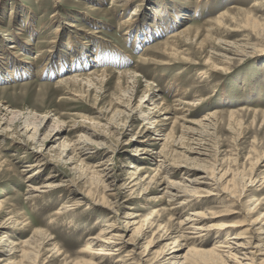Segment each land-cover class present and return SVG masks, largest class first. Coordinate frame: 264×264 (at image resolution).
I'll list each match as a JSON object with an SVG mask.
<instances>
[{
  "label": "rangeland",
  "instance_id": "obj_1",
  "mask_svg": "<svg viewBox=\"0 0 264 264\" xmlns=\"http://www.w3.org/2000/svg\"><path fill=\"white\" fill-rule=\"evenodd\" d=\"M57 1L0 0V264H207L217 232L264 244V0ZM164 116L168 144L149 125Z\"/></svg>",
  "mask_w": 264,
  "mask_h": 264
},
{
  "label": "bare ground",
  "instance_id": "obj_2",
  "mask_svg": "<svg viewBox=\"0 0 264 264\" xmlns=\"http://www.w3.org/2000/svg\"><path fill=\"white\" fill-rule=\"evenodd\" d=\"M127 1V0H126ZM57 3L58 4H60L61 3V1L59 0V1H57ZM128 3H129V1L126 3V5H128ZM164 10H166L167 8H169V6H168V3H164ZM181 10H179L178 11V13L179 12H181V11H183V9L182 8H180ZM160 13V12H159ZM56 16H58V15H55V17ZM54 18V17H53ZM180 20H178V22H179ZM180 23H174V21H172V20H169V21H167L165 24H163L164 26H166L167 28H172V27H175L176 25H179ZM253 25L256 27L257 25H256V23L254 22L253 23ZM72 26V25H71ZM159 26H162L161 24H159ZM59 28V27H58ZM160 29V28H159ZM150 32V31H149ZM151 33V32H150ZM187 32L184 30V31H182L179 35L181 36V35H184V34H186ZM142 35V34H141ZM154 35V34H153ZM152 35V36H153ZM17 36H21V33H17ZM148 36V35H147ZM145 38V37H144ZM27 46H31V43L28 41L27 42ZM16 47H12V49H15ZM21 54V53H20ZM42 54L43 53H40L39 55H41L42 56ZM23 55H21V57H22ZM30 59H31V57H30ZM35 59H37V58H35ZM5 60V59H4ZM16 61V63H18V61H17V59L15 60ZM10 63V62H9ZM32 62H29L28 64H31ZM49 65V64H48ZM60 65V64H59ZM16 68V67H15ZM65 67H64V65L62 64L61 66H60V70H63ZM16 71V70H15ZM20 71V70H19ZM21 72H22V70H21ZM21 72H19L20 74H21ZM19 74V75H20ZM105 74H107V71H101V72H94V73H92V74H88V75H79V74H76V75H74V76H72V77H69V78H63L60 82L61 83H65V84H73L74 83V86L75 85H77L78 84V82H79V80H81V81H83V83H84V80H86L87 81V83H88V85H92L93 84V81H94V78L95 77H97V78H100L102 75H105ZM121 75H124V74H127V75H129V74H131V73H129V72H122V73H120ZM134 75V74H133ZM71 76V75H70ZM134 78V76L131 78V79H133ZM97 81V80H96ZM92 87V86H91ZM72 90V89H71ZM151 92H153V91H151ZM154 93H155V90H154ZM153 97V96H152ZM159 98V97H158ZM142 99H145L144 97L143 98H141V100ZM152 99V98H151ZM159 100H161V99H159ZM159 100H154L155 101V103H152L153 104V106L155 107V108H160V106L162 105V103H163V101H159ZM152 101H153V99H152ZM149 102H150V100H149ZM159 102V103H158ZM150 104V103H149ZM162 107V106H161ZM153 108V107H152ZM164 108V107H163ZM169 108V107H168ZM154 109V108H153ZM161 109V108H160ZM152 110V109H151ZM166 110V109H165ZM168 110V109H167ZM161 111V113H163V110H160ZM157 114V113H156ZM149 115V114H148ZM163 115H165V114H163ZM167 115V114H166ZM150 116V115H149ZM159 116V115H158ZM155 117V116H154ZM166 116H164V118H165ZM168 117V116H167ZM160 119V118H159ZM45 120H47L46 119V117H45ZM149 120V123L153 120V119H148ZM171 121V118H165V119H162V120H154V121H152L151 122V124H149V125H151L152 127L150 128V129H154V132H155V134H159L158 136H162L163 138H159V139H156L157 141L159 140V141H165L164 143H169L170 142V140L173 138V135H172V133H167V134H164L165 133V130L166 129H164V127L165 126H167L168 124V122H170ZM175 122V121H174ZM29 127V126H28ZM154 127V128H153ZM160 127V128H159ZM163 128V129H162ZM171 132V131H170ZM33 138H36V137H33ZM81 139V138H80ZM80 141V140H79ZM72 143V142H71ZM78 145V144H77ZM70 146V145H69ZM69 146H65V150H66V148L67 147H69ZM73 147H74V145H73ZM75 149V150H74ZM80 150H82L81 148H79ZM79 149H76L75 147L74 148H72V150H73V153L74 152H76V150H79ZM146 154V153H145ZM154 157V156H153ZM157 157V156H156ZM159 157V156H158ZM152 158V157H151ZM152 160H153V158H152ZM37 162H39L38 160H37ZM41 162V161H40ZM154 162V161H153ZM45 163V162H44ZM36 164V163H35ZM33 166H34V164H32ZM44 165V164H43ZM162 166H164V164L162 163V164H160V165H158V168H161ZM134 168H135V170L137 171L136 173L137 174H141L142 172H143V168H138L137 166H134ZM157 168V169H158ZM166 171H167V173H170V171H168V168L167 169H165ZM149 178V177H148ZM210 180V179H209ZM146 181V180H145ZM152 181V180H151ZM212 182V181H211ZM201 184H205V185H207V186H213V184L211 185L209 182L207 183V182H204V181H202V183ZM169 187L170 188H173L174 190L176 189V186H174V184L173 185H170L169 184ZM209 189V188H208ZM213 189V188H212ZM213 190H215V192L218 190V188H214ZM184 191V190H183ZM185 192V194H187V196H188V192H186V191H184ZM222 192V191H221ZM177 193V192H176ZM169 194V198H171V199H174V196L172 195V194H170V193H168ZM190 197V196H189ZM199 214V213H198ZM196 217H198V215H196ZM199 217H200V215H199ZM185 221V220H184ZM182 222V225L181 226H183V225H185L186 223L185 222ZM188 225V224H187ZM186 225V226H187ZM254 225H256V224H254ZM185 226V227H186ZM212 227V226H211ZM209 227V226H207L206 228H194V226L193 225H191V228H187L186 230H193L194 232H192V233H187V235L188 234H191L192 236L191 237H187V235H186V239L187 240H194V239H197V238H201L202 236H203V233L205 234V232H207V234H208V232H211V231H216V230H218L217 228L218 227ZM183 228V227H182ZM226 229V228H225ZM225 229H221V231L222 230H225ZM227 233V232H226ZM182 234V233H181ZM185 234V233H184ZM261 234H264V229H260V231H259V234L258 235H261ZM103 235V234H102ZM102 235H100V237H96V238H94V240L95 241H100V240H102V237H104V239L105 240H103V242L104 241H107L108 239L106 238V236H102ZM208 235H210V234H208ZM207 235V236H208ZM226 235V234H225ZM6 237V236H5ZM204 237V236H203ZM244 236H239V237H235V238H233V240L232 241H230V239H228V237L227 236H225L224 237V239L222 240L221 238H223V234L221 233V232H217V238L219 239H217L218 241L216 242L218 245L217 246H215L214 248H212V249H210L209 251H206L207 253H206V261H207V264H264V244H262L261 242H259V243H256V242H254V237H251L252 239H251V241H242L244 238H243ZM182 238H184V236L183 235H180V237L179 238H177L176 239V242L175 243H178V241L180 240V239H182ZM250 238V237H249ZM222 240V241H221ZM109 241H110V239H109ZM112 241V240H111ZM197 241V240H196ZM98 243H101V242H98ZM104 244V243H103ZM102 246V245H101ZM105 248V247H104ZM254 249V251L253 252H250V250H253ZM120 250L121 249H117L116 251H119L120 252ZM178 250H180V248H178L176 251H178ZM239 255H241V256H239ZM133 256V255H132ZM240 257H242V258H240ZM181 258H183V261L184 262H186V260H187V258H186V256H183V257H181ZM241 260V261H240ZM258 261H260V262H258ZM200 261L199 260H197V261H195V262H191L190 261V264H198ZM186 264V263H185ZM201 264H204V263H201Z\"/></svg>",
  "mask_w": 264,
  "mask_h": 264
}]
</instances>
